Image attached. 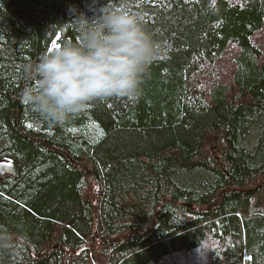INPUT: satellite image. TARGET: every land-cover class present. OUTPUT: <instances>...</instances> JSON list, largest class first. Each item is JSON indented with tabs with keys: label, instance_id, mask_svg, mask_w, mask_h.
Wrapping results in <instances>:
<instances>
[{
	"label": "trees",
	"instance_id": "obj_1",
	"mask_svg": "<svg viewBox=\"0 0 264 264\" xmlns=\"http://www.w3.org/2000/svg\"><path fill=\"white\" fill-rule=\"evenodd\" d=\"M106 2L0 0V264H264V0H127L139 96L50 123L26 66Z\"/></svg>",
	"mask_w": 264,
	"mask_h": 264
},
{
	"label": "clouds",
	"instance_id": "obj_2",
	"mask_svg": "<svg viewBox=\"0 0 264 264\" xmlns=\"http://www.w3.org/2000/svg\"><path fill=\"white\" fill-rule=\"evenodd\" d=\"M76 21L78 39L62 40L26 66L35 86L23 98L46 121L61 124L89 103L109 98L135 100L160 44L127 0H107L91 17ZM0 237V239H4Z\"/></svg>",
	"mask_w": 264,
	"mask_h": 264
},
{
	"label": "rangeland",
	"instance_id": "obj_3",
	"mask_svg": "<svg viewBox=\"0 0 264 264\" xmlns=\"http://www.w3.org/2000/svg\"><path fill=\"white\" fill-rule=\"evenodd\" d=\"M13 173V166L9 162L0 163V177Z\"/></svg>",
	"mask_w": 264,
	"mask_h": 264
},
{
	"label": "snow or ice",
	"instance_id": "obj_4",
	"mask_svg": "<svg viewBox=\"0 0 264 264\" xmlns=\"http://www.w3.org/2000/svg\"><path fill=\"white\" fill-rule=\"evenodd\" d=\"M57 45V44H56ZM56 45H54V46H56Z\"/></svg>",
	"mask_w": 264,
	"mask_h": 264
}]
</instances>
